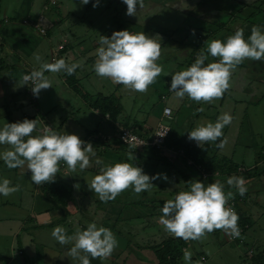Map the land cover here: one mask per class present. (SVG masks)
<instances>
[{
    "label": "crops",
    "instance_id": "crops-1",
    "mask_svg": "<svg viewBox=\"0 0 264 264\" xmlns=\"http://www.w3.org/2000/svg\"><path fill=\"white\" fill-rule=\"evenodd\" d=\"M89 2L90 5L82 4L81 0H0V127L26 118L39 121L40 127L33 135L41 134L46 126L51 127L42 113L44 104L39 102V97L34 96L32 100L25 93L26 85H20V82L23 75L39 69L40 62L34 58L36 54L41 56V62L51 63L54 58H63L68 64L80 65L73 75L63 72L54 75L66 88H61L63 91L74 94L76 111L81 112L78 115L82 121L73 122L69 117L72 114H68L64 121L60 120L62 126L56 131L75 134L81 140L91 137L89 142L96 156L106 165L126 162L142 168L150 177L164 174L168 180L151 181L155 186L151 191L137 195L129 188L114 200L101 202L87 184L99 174L101 167L93 158L90 167L83 171L79 165L76 172L59 168L55 180L67 191L68 197L64 205L53 206L43 194V183L36 185L31 180L27 163L9 169L0 159V181L6 178L12 186L19 185L18 192L8 197L0 195V264H74L67 256L71 245H60L52 237V231L62 226L67 235H73L77 228L86 230L93 222L113 232L117 247L107 259L89 257L91 264H161L158 255L163 245L178 239L159 223L163 203L174 199L178 192L189 190L190 180L205 185L220 180L225 184L226 192L234 193V199L228 205H232L239 216L241 235L233 243L242 244L244 252L241 254L235 250L238 255H232V259L239 260L242 255L248 259V264H263V247H257L252 239L254 244L247 249L243 236L248 232L249 218L246 216L250 212V205L245 200L255 194L260 197L257 194L259 178L264 176V59L244 60L232 72L230 88L222 98L211 103L196 102L187 96L181 100L169 89L172 75L187 69L201 51L208 56L205 66L219 59L208 55L207 42L214 39L224 42L228 36L234 35L237 27L245 29V39L253 25L264 29V0H143V7L137 5L135 16L126 15L122 10L124 16L116 13L112 20L107 15L108 10L114 4L127 10L123 0H98L100 11L99 7L93 8L96 0ZM39 15L43 16L41 26L45 27V35H40L33 26ZM65 16L73 17L78 27H70ZM91 29L94 36L89 34ZM121 30L160 37L161 55L157 64L163 71L146 93L99 77L94 71L100 36L110 37L114 31ZM58 46L61 47L59 51L56 50ZM13 64L16 74L12 72ZM68 77L76 86L80 80L98 79L86 84L94 97L70 90ZM96 95L111 96L113 102L117 101L120 112L114 119L100 114L93 107ZM55 101L60 105L65 103L62 96L56 97ZM165 106L171 111L169 119L162 116ZM200 108L203 111H198ZM45 112L48 113L47 108ZM223 113L233 117L231 124L222 129L220 141L223 147L217 146L220 141L200 147L188 139V132L199 123H215ZM72 122L76 126L72 127ZM159 123H165L169 128L163 149H132L119 144L115 138L119 128H128L148 137ZM7 147L0 145V152ZM185 148L205 149V157L216 161L225 170L205 172L185 156ZM232 175L245 179V195L240 196L235 188L227 186V178ZM209 242L211 256H214L222 253L226 243L232 241H228L227 234L221 229L212 232ZM214 247L221 251H214ZM198 249L190 247V264H194L197 253L209 259L202 245ZM174 264L186 262L179 255Z\"/></svg>",
    "mask_w": 264,
    "mask_h": 264
},
{
    "label": "clouds",
    "instance_id": "clouds-1",
    "mask_svg": "<svg viewBox=\"0 0 264 264\" xmlns=\"http://www.w3.org/2000/svg\"><path fill=\"white\" fill-rule=\"evenodd\" d=\"M81 3L88 4L89 0H81ZM97 3L98 0L93 3V7ZM123 3L127 6L126 15L129 16L136 15L137 5L143 7V0H123ZM244 31V28L237 27L234 35L228 36L224 42L219 39L207 42L208 55L219 59L205 66L208 56L201 51L187 69L172 75L169 90L181 100L187 96L196 102L211 103L222 98L230 88L232 72L238 65L246 59H264V29L260 25H253L247 39ZM99 44L93 65L99 77H107L130 90L146 93L149 85L163 71L157 64L161 55L158 35L149 37L143 32L134 34L128 30L114 31L110 37L100 36ZM34 58L40 62L39 69L23 75L20 85L30 84L36 97L41 90L52 87L46 72L73 75L80 67L78 63H66L63 58L51 63L41 62L42 58L38 54ZM198 111H203V108ZM232 120L229 113H223L215 123L201 122L188 132V139L200 147L205 143L218 142L223 135L222 129L231 124ZM38 124L37 119L26 118L23 121L4 123L0 127V145L9 146L0 152V159L9 169L23 167L27 163V169L32 174L31 180L36 185L53 182L61 160L66 162L72 172H76L77 165L81 171L90 167L93 158L101 167L99 174L87 184L101 202L114 200L129 188L137 195L151 191L155 188L151 181L160 178L168 180L164 174L150 177L142 168L126 162L106 165L96 156L93 145L82 141L75 134L59 133L46 126L41 134L33 135ZM217 146L223 147V142L220 141ZM226 184L229 188H235L240 196L247 192L245 179L241 176L228 177ZM18 191L19 185L12 186L9 179L0 181V195L8 197ZM232 199L234 193L226 192L225 184L220 180L207 185L198 180H190L189 190L180 191L174 199L163 203L159 223L169 234L185 241H199L206 233L221 229L231 238H239V216L232 207L227 206ZM52 237L62 246L71 245L67 256L71 257L74 264H91L89 257L107 259L117 247L113 232L109 228L98 227L95 222L88 224L86 230L77 228L73 235H67L64 227L57 226L52 231ZM191 257L192 253L185 249L186 264H190Z\"/></svg>",
    "mask_w": 264,
    "mask_h": 264
},
{
    "label": "rangeland",
    "instance_id": "rangeland-1",
    "mask_svg": "<svg viewBox=\"0 0 264 264\" xmlns=\"http://www.w3.org/2000/svg\"><path fill=\"white\" fill-rule=\"evenodd\" d=\"M90 4H91V2H89L87 5H90ZM106 4H108V3H106ZM96 7H99L98 3H97ZM96 7H93V8L95 9ZM120 8L121 9H119L116 6V4H114L112 7H110V10H108V12H107V15L111 16L110 20H112L113 17H115L116 13L117 14L119 13L118 15H120V13H122V10L125 14V12L127 11L126 8L125 7H123V8L120 7ZM103 9H105V8H103ZM114 9H115V11H114ZM98 10L100 11L101 8L99 7ZM124 14L122 13L123 16H124ZM86 17H88L87 20H89V14L86 15ZM91 17L92 16H90V18ZM65 21L67 24L70 25V27H78L76 24H74V18L71 16H65ZM41 27L43 29H45V27L43 25ZM78 29L81 31L82 30L81 26ZM93 32H94V30L91 29L90 33L89 32L88 33L91 34L92 36H94L95 33H93ZM15 63L19 67L21 66V64L18 63L17 61H15ZM13 68H14V70L12 72L16 74L15 64H13ZM48 73H45V75L48 76L49 79L52 81V87L44 90L43 94L40 91L39 96H38L39 102L43 103L44 104L43 106H45V108H47V110H48V113L45 112V108L42 110V113L44 114V119L46 120V122L52 128H54V130L56 131L59 126H62L61 121H64V119L66 118V115H68V114H72V115H69V117L72 119L73 122L74 121H79V122L82 121V119L80 118V115H78V114H81V112L76 111L74 94L70 93L69 91H63L62 89L64 87H62V84L59 83L58 78L54 75V73H49V74ZM11 75L12 74H10V76ZM97 80L94 78L91 80L90 79L80 80L79 82H77V86H78L77 92L81 93V94L82 93L88 94L89 96H91L92 94L88 91L86 84L88 82H93V81L97 82ZM64 90H66V88H64ZM70 90H72V89H70ZM60 96H62L64 99V102H65L64 105H60V104L56 103V101H55V98L56 97L60 98ZM91 97H94V96H91ZM83 107L85 108V106H83ZM73 114H74V116H73ZM71 119H68V120H71ZM73 122H72V127H74V125L76 126V124H73ZM38 127H40L39 124H38L37 128ZM86 129H87V127H86ZM42 131L43 130H41V133H42ZM58 132H60V131L58 130ZM105 152L107 153V150H105ZM259 180H260L259 191L257 194L260 197H256L255 196L256 194H255V195H253V196H251L245 200L246 203H249V205H250V207H249V209H250L249 213L250 214L248 213V215L246 216L249 218V228L246 230L248 232H246V234L243 236L245 239V243L248 244V246L246 247L247 249L250 247V245L254 244V243H251L252 239L255 240L257 247H260V248L263 247V249H264V176L260 177ZM251 203H256L257 206L254 207V206H252L253 204H251ZM211 236H212V232L206 233V235L204 237H202L199 241L189 240L188 245H189V243H190V245H189L188 250H190V246L199 250L198 246L202 245L204 252L209 257V259L207 258L206 264H248V262H247L248 259H246L245 256H244L245 258L242 257V255L240 256L239 260H238V258L232 259V255L237 254V252L235 250L241 251V254L244 252V246L242 244H238L239 245L238 246L233 242L226 243L227 245H225L223 247L222 253L220 252L221 250L216 251L217 247H214L213 250L216 252H220V253H216L214 256H211V252L209 250V245L212 246L209 242L211 239ZM180 245H183L182 240H181ZM233 248H235V249H233ZM179 255H182L183 259H184V254L182 252L179 251ZM237 255H235V256H237ZM262 257H263V262H264V255H262Z\"/></svg>",
    "mask_w": 264,
    "mask_h": 264
},
{
    "label": "trees",
    "instance_id": "trees-1",
    "mask_svg": "<svg viewBox=\"0 0 264 264\" xmlns=\"http://www.w3.org/2000/svg\"><path fill=\"white\" fill-rule=\"evenodd\" d=\"M67 79H68L69 87L72 89L74 93H76L78 91L77 89L78 86L75 85L76 84L75 81H73L70 77H68ZM92 105L98 110L100 114L102 115L106 114L111 119H114L116 115L120 112V108L117 101L113 102L111 96L101 97L99 95L98 96L96 95L94 101L92 102ZM87 142H89V140ZM183 153L185 154L186 157L191 159V161L194 164L202 167L205 172H213L216 169H219L220 171L225 170L223 169L225 167H220L216 161L206 158L205 149L203 148H199V149L185 148V150H183ZM42 191L43 194L49 198L53 206L64 205L66 202V198L68 197L67 191L56 180H54L53 182L43 183ZM180 244H181V239L178 238L176 240H170L165 245H163L158 255L159 263L174 264L175 259L177 258V256H179Z\"/></svg>",
    "mask_w": 264,
    "mask_h": 264
},
{
    "label": "built area",
    "instance_id": "built-area-1",
    "mask_svg": "<svg viewBox=\"0 0 264 264\" xmlns=\"http://www.w3.org/2000/svg\"><path fill=\"white\" fill-rule=\"evenodd\" d=\"M41 23H42V16L39 15L37 17L36 23L33 26L40 35H45V30L41 27ZM60 49H61L60 46H58L56 48L57 51H59ZM55 60H57V59L54 58V61ZM25 93L32 100L34 99V95L31 91V85L30 84L26 85ZM162 116L166 119L170 118L171 111L168 107L165 106L162 108ZM168 133H169V128L166 125L159 123L153 129V131L151 132V134L148 137L138 135V134L134 133L132 130H129L128 128H119L116 132L115 138L122 145L129 147V148H132V149H142V148H149L150 147V148H154L156 150H160V149H163L165 147V142H166V138L168 136ZM105 139L108 140L109 138L105 137ZM88 140H91V137L87 138L84 141L87 142ZM59 166H60L61 170H65L66 172L70 170L68 168L66 162H60ZM227 206L232 207V205H230V204ZM227 239H228V241H232V242H235L237 240V238H231L229 235H227ZM181 240L183 242V245H180L179 249H180V252L184 253V250L189 248L190 243L188 245L189 241H185L183 239H181ZM248 256H250V255H248ZM206 261H207V257L202 253H197L194 256V264H196V262H200V264H206Z\"/></svg>",
    "mask_w": 264,
    "mask_h": 264
}]
</instances>
